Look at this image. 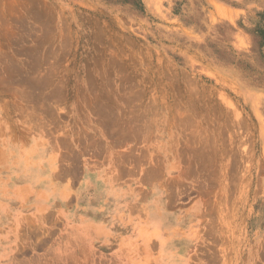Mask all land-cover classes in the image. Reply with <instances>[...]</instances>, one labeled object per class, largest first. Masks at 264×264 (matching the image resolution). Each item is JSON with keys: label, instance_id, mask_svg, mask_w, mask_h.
I'll return each instance as SVG.
<instances>
[{"label": "rangeland", "instance_id": "1", "mask_svg": "<svg viewBox=\"0 0 264 264\" xmlns=\"http://www.w3.org/2000/svg\"><path fill=\"white\" fill-rule=\"evenodd\" d=\"M0 264H264V0H0Z\"/></svg>", "mask_w": 264, "mask_h": 264}]
</instances>
